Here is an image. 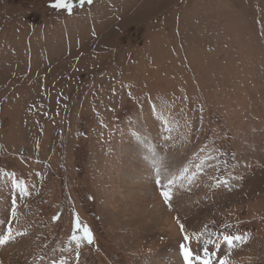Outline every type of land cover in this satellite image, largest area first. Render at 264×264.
I'll use <instances>...</instances> for the list:
<instances>
[{"label": "rangeland", "instance_id": "rangeland-1", "mask_svg": "<svg viewBox=\"0 0 264 264\" xmlns=\"http://www.w3.org/2000/svg\"><path fill=\"white\" fill-rule=\"evenodd\" d=\"M54 3L0 0L5 263L183 264V223L247 236L209 244L213 264H264V0ZM144 145L179 171L161 196L178 239L136 202ZM77 214L92 245L71 239Z\"/></svg>", "mask_w": 264, "mask_h": 264}, {"label": "snow or ice", "instance_id": "snow-or-ice-1", "mask_svg": "<svg viewBox=\"0 0 264 264\" xmlns=\"http://www.w3.org/2000/svg\"><path fill=\"white\" fill-rule=\"evenodd\" d=\"M93 0H87V3L91 4ZM81 4L85 3V0H80ZM54 8L66 9L69 14L73 11V3L72 0H55L53 5ZM173 178H168L166 183L163 182V178L160 175L159 170L157 171V178L155 183L161 185V192L160 195L164 198L165 202L168 203V206L171 207V199H172V185L174 184ZM224 183H227L225 181ZM16 187L20 188L22 192L27 194V187L21 186L18 182L15 184ZM16 204L17 201L14 199L12 201V208L10 209L11 215L13 218L16 216ZM53 219H59V217H53ZM181 232L183 233V240L184 243H181L179 248L182 253L183 257V264H196L197 261L200 264H213V251L210 250L208 247L209 244L213 245L215 248H219L222 244H226L228 249H232L238 243L246 242L247 236L246 235H228V234H219L221 236V240L219 242L208 238L207 241L201 242V237L203 233L196 234V240H193L192 236L188 234L185 230V225L183 223L179 224ZM227 227H230L227 226ZM15 237L12 235V228L9 226L8 231L4 235H0V245L8 243L10 240L14 239ZM72 241L76 242V246L79 247L81 244L92 245L95 241V235L92 229L87 225L84 224L79 215H76L75 218V231L71 236ZM196 247H199L200 252L196 251ZM202 252V255L200 254ZM77 257H79V252H77ZM55 264V262H53ZM64 264V262H62ZM218 264H228L226 258H220Z\"/></svg>", "mask_w": 264, "mask_h": 264}, {"label": "bare ground", "instance_id": "bare-ground-1", "mask_svg": "<svg viewBox=\"0 0 264 264\" xmlns=\"http://www.w3.org/2000/svg\"><path fill=\"white\" fill-rule=\"evenodd\" d=\"M144 144H148V143L144 142ZM135 151L137 154L135 155L134 159L131 161V166H134L132 172L134 174V178L140 180L137 186L134 185L135 189H139L136 202L138 203V205L145 207L146 210L152 211L156 223L161 224L162 222L164 224L163 227L160 228L162 232L165 230L168 231V235L172 236V238H176V239L180 238L179 227L174 222V219L172 215L169 213V211L166 210L164 206V201L162 200V197L159 193L160 191L159 190L160 188H158L159 184L155 183V180L157 178V171L159 170L164 183H166L168 178L174 179L175 182L172 185V189L175 190V188L178 185H180L178 179L179 171L177 170V167L172 166V164L170 163H168L167 165H163L158 153H156L154 149L148 148V146L146 145H144V147L138 146V148ZM4 255L0 254V264H6L3 259ZM180 258L181 257L179 255V259ZM173 259L176 258L173 257ZM156 264H168V263H164L158 260ZM169 264H173V263L170 262Z\"/></svg>", "mask_w": 264, "mask_h": 264}]
</instances>
